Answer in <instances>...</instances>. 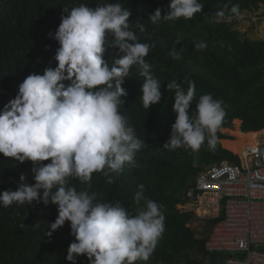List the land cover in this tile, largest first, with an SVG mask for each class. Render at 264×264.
<instances>
[{"label": "clouds", "instance_id": "9594fccd", "mask_svg": "<svg viewBox=\"0 0 264 264\" xmlns=\"http://www.w3.org/2000/svg\"><path fill=\"white\" fill-rule=\"evenodd\" d=\"M202 6L201 0H169L165 15L157 8L148 19L153 24L161 19H190L201 12ZM65 11L68 14L61 16L55 32L48 33L59 44L54 54L56 66L45 67L42 74H29L19 84L15 97L0 110V153L21 163L31 161L34 181L26 182L21 173L14 190L0 192V206L31 205L34 201L57 205L58 215L45 235L51 237L69 222L74 241L65 259L71 264H77L80 255L89 264L148 261L165 231L163 206L144 195L143 184L137 185L133 197L136 204L143 201V206L134 215L119 200L100 201L87 189L92 187L94 172L102 173L108 184L114 183L125 164L137 166L135 155L147 146L120 106L121 98L127 96L122 84L134 65L143 77V107L149 109L161 101V81L145 60L153 45L140 41L129 22L131 12L120 3L95 8L81 3ZM228 11L240 15L238 4L230 9L225 4L213 19L224 20ZM135 28L145 31L141 23ZM109 36V43L120 53L111 63L103 58ZM195 47L204 50L207 44L201 41ZM170 54L180 58L175 51ZM184 83L186 88L176 80L166 85L174 93L176 116L163 148L198 153L207 143L214 151L216 133L226 115L224 101L211 93L196 98L195 82L185 79ZM70 179L86 188L77 190Z\"/></svg>", "mask_w": 264, "mask_h": 264}, {"label": "trees", "instance_id": "16d2710c", "mask_svg": "<svg viewBox=\"0 0 264 264\" xmlns=\"http://www.w3.org/2000/svg\"><path fill=\"white\" fill-rule=\"evenodd\" d=\"M81 3L90 8L120 3L129 9V22L140 41L153 45L145 60L152 65L153 75L160 79L162 93L160 102L145 109L140 93L143 77L138 66L130 68L122 84L127 96L121 98L120 111L147 146L136 153L137 166L125 164L112 184L107 183L102 173L94 172L92 187L87 190L95 192L100 201L119 200L134 215L143 206V201L136 204L133 199L137 185L143 184L144 195L163 206L162 238L150 259L136 264L208 263L215 254L205 249L207 236H198L190 228L194 213L181 212L178 205L183 204V194L198 172L222 161L239 163L237 155L222 147L221 139L232 138L221 129L232 128L235 123V129L239 130L240 120L243 132H250L254 123L256 131L264 129V39L250 38L246 31L235 28L227 21L234 16L230 11L220 22L213 17L225 4L229 9L238 4L242 13L264 5V0H201L202 10L192 18L161 19L157 24L148 17L157 8L165 15L169 0H0V110L15 97L19 84L29 74H42L45 67L56 66L54 54L59 44L48 33H54L61 16L68 14L65 9ZM136 23L143 24L145 31L135 28ZM110 39V36L106 38L103 57L109 63L120 55L109 43ZM201 41L207 44L204 50L195 47ZM173 51L179 53V59L173 58L170 54ZM185 79L195 82L196 98L211 93L224 101L226 115L216 133L214 151L208 149L207 143L198 153L163 148L176 116L172 107L174 93L166 85L176 80L186 88ZM32 167L31 161L21 163L0 153V192L14 190L21 173L26 182L33 183ZM69 183L77 190L86 188L76 179H70ZM57 215V205L52 203L45 206L34 201L31 205L0 206V264H71L65 259L67 248L74 241L69 222L51 237L45 235ZM215 222L206 221V232ZM77 264H89V261L80 255Z\"/></svg>", "mask_w": 264, "mask_h": 264}, {"label": "built area", "instance_id": "2783aa9c", "mask_svg": "<svg viewBox=\"0 0 264 264\" xmlns=\"http://www.w3.org/2000/svg\"><path fill=\"white\" fill-rule=\"evenodd\" d=\"M239 163H215L198 172L183 194L181 212L216 220L205 249L230 253L219 264H264V136L236 153Z\"/></svg>", "mask_w": 264, "mask_h": 264}, {"label": "rangeland", "instance_id": "374dc122", "mask_svg": "<svg viewBox=\"0 0 264 264\" xmlns=\"http://www.w3.org/2000/svg\"><path fill=\"white\" fill-rule=\"evenodd\" d=\"M227 21L231 22L232 25L240 31H246L250 38L264 39V5H260L257 9H254L252 11H243L239 16L230 17L227 19ZM241 124L242 122L240 121L238 124L239 131H241ZM235 125L236 124L234 123V126H232V128L221 129L223 133L232 138L229 140L236 139ZM263 136L264 134H260L256 139L259 140ZM223 147L227 149L224 145ZM229 151L236 154V152L232 150ZM189 226L195 231L198 236L206 237L208 235L209 231L206 232V221L204 219L195 217L193 220H191Z\"/></svg>", "mask_w": 264, "mask_h": 264}, {"label": "bare ground", "instance_id": "6f19581e", "mask_svg": "<svg viewBox=\"0 0 264 264\" xmlns=\"http://www.w3.org/2000/svg\"><path fill=\"white\" fill-rule=\"evenodd\" d=\"M235 133V140H224L223 143L227 149L239 153L245 148L255 146L257 140L256 138L260 134H264V129L255 132H241L236 130Z\"/></svg>", "mask_w": 264, "mask_h": 264}, {"label": "water", "instance_id": "95a60500", "mask_svg": "<svg viewBox=\"0 0 264 264\" xmlns=\"http://www.w3.org/2000/svg\"><path fill=\"white\" fill-rule=\"evenodd\" d=\"M256 130H257V125H256V123H254L250 132H255ZM241 132H243L242 129H241ZM230 257H231L230 253L218 254L214 259L208 261L207 264H219L221 261H223V260H225L227 258H230Z\"/></svg>", "mask_w": 264, "mask_h": 264}, {"label": "crops", "instance_id": "0c3cea01", "mask_svg": "<svg viewBox=\"0 0 264 264\" xmlns=\"http://www.w3.org/2000/svg\"><path fill=\"white\" fill-rule=\"evenodd\" d=\"M221 140H222V142H221ZM221 140H220V143H221V145H222L224 140H229V139H221ZM223 145H224V144H223ZM223 145H222V147H223Z\"/></svg>", "mask_w": 264, "mask_h": 264}]
</instances>
